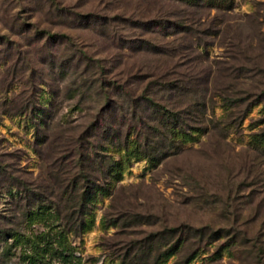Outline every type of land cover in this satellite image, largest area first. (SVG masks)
<instances>
[{"label": "rangeland", "instance_id": "374dc122", "mask_svg": "<svg viewBox=\"0 0 264 264\" xmlns=\"http://www.w3.org/2000/svg\"><path fill=\"white\" fill-rule=\"evenodd\" d=\"M2 231L0 264H264V0H0Z\"/></svg>", "mask_w": 264, "mask_h": 264}, {"label": "trees", "instance_id": "16d2710c", "mask_svg": "<svg viewBox=\"0 0 264 264\" xmlns=\"http://www.w3.org/2000/svg\"><path fill=\"white\" fill-rule=\"evenodd\" d=\"M184 1H187V2H189V4H191V6H196V7L197 6H202V4H203V0H184ZM160 118H162L163 121H165V122H167L169 124L168 128H169V130H171V133H170L171 142H173V143L175 142L174 141V134H176L177 132H174V131L178 130V134L187 135V133H186V131L184 129L185 124L182 123L181 121H179L177 119V117L176 118L174 116H172V117H164V114H161ZM176 120H177V122H176V125H175L173 123V121H176ZM187 128H188V126H187ZM187 130H189V131L190 130L191 131H200L201 129L195 127V128H188ZM150 160H152V161H154L156 163L159 162L157 158H153V157ZM117 168H118V164L115 161H113L111 163V165H108L106 167L105 175L108 177V179H110L113 176V174L117 171ZM102 189L103 188H101L100 186L97 185V186H94L90 191H88V188H87L86 190H84L81 193V195L79 197V200H80L81 203H80L79 209L77 210V217H78L77 221H78V223L75 224L73 226V229H72L74 232L77 233L78 231H81V230L83 231V228H85V226H86L85 216L87 215L86 211H87L88 204L92 201L94 193H97V192H99ZM25 192H26V194L27 193H31L30 191H27V190H25ZM31 194H33V193H31ZM34 196L38 197L39 195L34 194ZM23 199L25 200L26 198L24 197ZM43 202H45V201L42 199V197L35 198V201L32 204V208L33 209L31 211H28V212L25 213V217H24L25 221H27V219L30 220L31 218H33V213H32L33 210L38 211V213H42L43 211H48L46 206L43 205ZM35 207H37V208H35ZM51 213L56 218V217H59L61 215V210L58 207H56L53 210V212H51ZM6 233L8 234L7 231L0 232V234L2 236L1 237L2 239L4 238V235ZM18 237L22 238L23 235L21 233H19V232H14V231H12L10 233L8 239L11 242H13L14 244L9 245V247L10 246H14L16 243H18V241H19ZM181 244H183V243H181V241L177 242V246H181Z\"/></svg>", "mask_w": 264, "mask_h": 264}]
</instances>
